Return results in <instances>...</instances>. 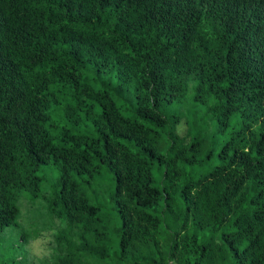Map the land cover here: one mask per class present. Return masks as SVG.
Wrapping results in <instances>:
<instances>
[{
    "label": "trees",
    "instance_id": "16d2710c",
    "mask_svg": "<svg viewBox=\"0 0 264 264\" xmlns=\"http://www.w3.org/2000/svg\"><path fill=\"white\" fill-rule=\"evenodd\" d=\"M47 165L45 264H264V0H0V235Z\"/></svg>",
    "mask_w": 264,
    "mask_h": 264
},
{
    "label": "rangeland",
    "instance_id": "374dc122",
    "mask_svg": "<svg viewBox=\"0 0 264 264\" xmlns=\"http://www.w3.org/2000/svg\"><path fill=\"white\" fill-rule=\"evenodd\" d=\"M200 122L208 127V139L212 142L219 136L216 122L210 117L200 116ZM185 121V120H184ZM183 121V122H184ZM183 122L177 126V132L185 135L187 125ZM63 124V122H61ZM195 132V131H194ZM39 175L43 177L40 197L33 199L29 193H23L18 207L20 215L17 224L5 228L0 235V264L3 261V255L7 254L12 247L19 258H24L25 264L33 262L34 264H45V261L51 259L53 255V246L55 236H73L67 223L63 220L52 218L46 211L43 196L53 192L54 187L59 181V172L53 165L42 167ZM115 177L106 169L102 170L101 175L95 179L91 186L87 185L86 195L94 205H99L103 218H113L111 227L119 226L120 219L116 217L114 205L111 203V195L115 191ZM27 235L28 242L21 241L22 235ZM53 264V261L47 264Z\"/></svg>",
    "mask_w": 264,
    "mask_h": 264
}]
</instances>
